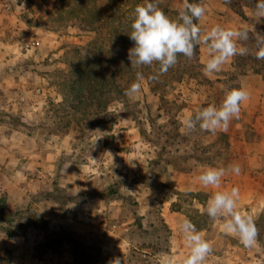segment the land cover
Masks as SVG:
<instances>
[{"label": "rangeland", "instance_id": "rangeland-1", "mask_svg": "<svg viewBox=\"0 0 264 264\" xmlns=\"http://www.w3.org/2000/svg\"><path fill=\"white\" fill-rule=\"evenodd\" d=\"M108 1L97 2L96 6L100 8L120 3L123 7H136L143 3V0ZM63 2L68 7L72 0H0V16L5 21L0 20V74L6 76V90L0 95V139L4 136L7 138L5 143L16 141L18 146L15 149L18 152L11 156L15 158L12 163L20 165L27 160L33 161L32 169L38 174L29 168V174L26 172L29 180L37 178L43 168L48 171L47 165L44 167L39 162L43 160L49 163L54 150V170L52 166L49 169L52 187L56 179L66 190L65 196L59 194V198L79 199L77 203L58 204L42 197L52 190L51 187L45 192H26L18 199L20 206H14L16 194L20 191L16 188L11 195L0 188V201L4 196L8 201L3 210L16 214L19 209L15 219L25 227L24 233H13L20 254L12 256L11 250L6 248L3 255H11L15 264H114L117 259L120 264H154L161 253L181 261L188 248L182 241L179 224L187 218L200 232L209 228L204 237L212 240L213 251L205 264H264L262 245L245 249L236 234L223 236L226 232L222 234L219 231L222 219L213 221L207 216L205 207L208 195L205 190L198 193L179 190L177 180L172 177L177 168L198 166V157L206 163L208 160L213 163L218 160L209 158L214 155V149H211V155L202 153V148H207L202 130L197 128L187 133L181 129L182 135L177 136V131L170 125L176 117L181 123L184 116L180 108L187 101L181 102L179 95L182 89L189 87L190 79H197L203 84L218 79L227 87H240L238 79H231L237 73L235 66L234 71L219 73L217 78L210 80L204 76V64L200 62L199 74L183 77L181 81L166 87L164 102L160 97L161 91H152V83L145 77L135 99L126 95L117 97L109 105L110 115L94 117L80 134L61 136L55 133L58 129L56 123L59 122L58 117L63 118L67 111L58 113L54 109L57 103H63V98L57 100V94L61 95L65 90L62 86L64 74L70 73V62L75 63L89 53L88 45L96 37L95 33L77 24L52 28L58 21L54 14L64 8ZM196 2L206 10L201 21L205 33L218 24L230 29L240 27L239 30H251L256 36L264 35V17H257L254 9L247 8L246 18H242L224 0ZM157 3L161 9L168 7L178 13L183 8L184 0H157ZM3 4L5 11H13L14 14L7 16L2 9ZM6 4L11 5L10 10ZM214 16L219 22L213 19ZM16 29L21 33L14 34ZM32 38L40 40L41 45L26 49L22 40ZM248 41L251 43V38ZM241 42H237L238 48L244 47ZM204 47L206 45L202 43L201 48ZM201 56L202 52L200 61ZM242 70L244 67L238 72ZM38 88L41 92H37ZM185 94L186 99L188 92ZM68 103L65 102L66 106ZM107 119L109 122L106 125ZM52 131L55 132L50 134ZM27 134L31 138L28 139ZM147 154L152 158H148ZM26 155L31 157L26 158ZM170 161L174 163L168 164ZM73 168L76 169L73 178L65 177L61 172ZM20 177L18 174L16 178ZM5 179L8 181L6 177L2 181L0 179V185L6 182ZM114 184L119 189L117 194L98 196L101 192L105 194L106 188ZM194 194H197L203 206H198ZM28 207L41 218L38 223L45 227L44 230L30 224L31 218L25 215ZM263 218L264 214L254 223L262 222ZM0 227L8 226L0 222ZM62 229L67 235L81 241L87 251L96 257L88 260L79 253L75 254L78 249L70 241H64L61 252L42 246L52 241L47 238L48 233ZM260 229L264 233V224ZM5 235L6 232L0 229V252L5 248ZM45 249L47 252H42L44 257L40 259L41 251ZM250 249L255 251L248 252Z\"/></svg>", "mask_w": 264, "mask_h": 264}, {"label": "trees", "instance_id": "trees-1", "mask_svg": "<svg viewBox=\"0 0 264 264\" xmlns=\"http://www.w3.org/2000/svg\"><path fill=\"white\" fill-rule=\"evenodd\" d=\"M104 1L106 0H72L71 5L68 7L63 2L64 8L54 14L58 21L52 28H63L77 24L85 27L86 31L95 33L96 37L88 45L87 51L89 53L77 59L75 63L73 61L70 62V73L64 74L62 86L65 90L61 94L63 103H57L54 110L58 111V113L65 110L67 113L63 115V118L61 116L58 117L59 122L56 123L58 129L56 132H50V134L54 132L61 136L80 134L83 128L86 127L87 122L91 121L94 117L101 114L105 116L110 115V103L115 98L125 95L126 89L131 83L135 82L138 71L142 72L146 78L152 75L157 77L154 80H148L152 83V91H161L160 97L163 102L166 101L164 91L168 85H171L175 81H181L183 77H194V75L199 74V66L201 64L200 52L203 42L196 46L194 56L191 59L179 56L177 64L163 74L159 73V64L157 62H154L151 66L139 68L132 65L129 59V50L134 46V41L130 39L129 34L132 31L131 23L135 7H123L120 3H112V6L105 5L100 8L96 6L97 2L104 3ZM196 1L189 0V2ZM224 3L228 4L231 10L242 18L246 17L247 8L253 9V0H224ZM162 10L173 19L178 15L177 11L168 9V7H163ZM201 21L202 17L197 23L201 28V35H205L206 33ZM248 33L251 43L248 40V42H241L248 49V53L236 56L234 66L237 73L232 75V80L233 78L238 79L240 75L251 72L264 75V60H257L255 58V40L257 36L254 34V31L248 30ZM243 67L244 70L238 72ZM229 88H231V85H228ZM65 102H69L68 106H66ZM65 106L67 110L64 108ZM107 122H109L108 119L104 123L107 125ZM170 125L177 131V136L182 135L181 123L177 117L172 119ZM110 126H112V123ZM202 149L203 154L207 153L208 148ZM198 159L196 161L201 160L200 157ZM173 163V161H170L168 164ZM182 168L180 167L179 169ZM106 191L105 194L101 192L98 196L106 197L104 195L107 193L117 194L119 189L114 184L107 187ZM64 192L66 190L55 179L52 190L42 197L50 198L58 204H65L70 201L77 203L79 201V199L59 198V194H64L65 196ZM72 194L74 195V193ZM195 196L197 194H194ZM34 199L36 200V198ZM0 202L2 203V206H0V222L6 223L8 226L5 228L0 227V229L5 231L9 237H12L13 233H24L25 227L21 226V223L18 224V221L15 219L19 215V209L16 211V214L6 213L4 210L8 205V201L5 200V196ZM30 209L28 207L25 213V215L31 218L30 224L44 230L45 227L40 226L38 223V220L41 218ZM262 220V222L256 221L255 226L258 230L257 240L264 247V233L260 229L261 225L264 224V218ZM46 236L52 239V241L49 240L47 245L42 244V246L50 249V251L61 252V246L64 241H70L78 249L75 251V254L79 253L83 258L88 260L96 257L93 253L87 251V247L81 241H77L74 237L67 235L63 229L59 232L52 231V234L48 233ZM52 242L56 245H53ZM42 252H47V250L41 251L40 259L44 257ZM0 264H12L11 255L7 253L0 255Z\"/></svg>", "mask_w": 264, "mask_h": 264}, {"label": "clouds", "instance_id": "clouds-1", "mask_svg": "<svg viewBox=\"0 0 264 264\" xmlns=\"http://www.w3.org/2000/svg\"><path fill=\"white\" fill-rule=\"evenodd\" d=\"M253 9L257 17H264V0H253ZM206 10L197 2L184 0L183 8L175 19L170 18L158 5L157 0H143L134 9L131 23L130 39L134 46L129 50L131 64L136 67L159 64V73H166L175 66L178 57L191 59L198 44L203 42L208 48L209 58L204 65L205 74H213L222 70L231 57L248 53L246 47H237L238 41H247V29H230L221 25H214L203 37L197 21L203 17ZM255 58L264 60V35L257 34L255 40ZM142 72L136 73L135 82L126 89L125 95L135 99L141 91ZM155 75L148 79L154 80ZM250 99L249 92L243 87L229 88L219 105L211 104L201 108L194 115L182 117V125L187 133L199 130L206 132L227 131L230 122L238 119L241 106ZM235 175L241 173L238 163L229 165V169L206 167L197 177L204 187L219 188L227 171ZM239 188L214 191L205 207L207 216L215 221H224L223 229L226 233L236 234L244 247L251 248L256 243L258 230L251 216L242 215L238 209ZM179 231L188 248L187 254L181 261H176L167 253L159 254L154 264H205L212 254L213 248L201 232L189 219H183L179 224ZM114 264H120L117 259Z\"/></svg>", "mask_w": 264, "mask_h": 264}, {"label": "crops", "instance_id": "crops-1", "mask_svg": "<svg viewBox=\"0 0 264 264\" xmlns=\"http://www.w3.org/2000/svg\"><path fill=\"white\" fill-rule=\"evenodd\" d=\"M3 3V2H1ZM4 5V4H3ZM227 8V7H225ZM223 8V10H225ZM4 13L9 16L10 14H14L12 11H5V5L2 8ZM218 13V12H216ZM248 12L246 11V16ZM218 15V14H217ZM222 17V16H220ZM218 20L217 16H214V20ZM246 18V17H245ZM3 18L0 16V20ZM5 22V21H3ZM8 25L10 23L7 21ZM222 24V22H221ZM244 27L247 28V26L244 24ZM240 27H236V30H239ZM235 29V28H234ZM17 31H14V34H20L21 31L16 29ZM24 42V45L26 44L28 39L22 40ZM41 45V41L39 40ZM26 47V46H25ZM30 49V48H26ZM202 56H201V62L205 65L207 59L209 58L208 54V48L207 46L204 48H201ZM200 52V54H201ZM234 65H235V58L231 57L229 61L222 66V70L213 73V74H205L206 78L210 80H214L218 77L219 73L222 72H232L234 71ZM40 78V76H39ZM4 80H6V76L0 74V95L3 94V92L6 90V84L4 83ZM189 87L186 88V90L182 89L183 92H188V97L185 99V93L182 92L181 95H179L181 102L182 100L187 101V103H183L181 105L180 110L182 111L183 115L192 114L194 115L197 111H199L203 107H207L211 104L219 105V103L222 101L224 93L228 90V87L226 84H224L223 81L215 80L214 82H211L209 84H203L199 82L197 79H190L189 81ZM238 83L240 84V87H243L246 89L250 94V99L243 103L241 106V111L239 114L238 119H233L230 122V125L227 129V131H216L213 132H206L205 133V139L204 144L207 145V153L211 155V149H214L215 151H212L214 155H211L209 158L213 157L215 159L218 158V160H214V163L211 160H208V163L201 162L198 166H188L187 168L179 169L177 168L174 170V174H172V177L177 180V187L179 190L183 191H192L194 193H198L201 190H205L207 192V201L210 198L211 194L214 191H225L230 190L232 187H238L239 188V201L237 205L238 211L242 215H248L251 216L253 221L258 219L262 214H264V75L257 74V73H248L244 75H240L238 77ZM35 91V89H33ZM37 92H41V89H36ZM190 93V94H189ZM191 95V96H189ZM2 98V97H0ZM62 97L60 94H57V100H61ZM181 129L184 130V127L182 125L181 121ZM28 139L31 138L27 134ZM6 137H2L0 139V179H4V177L8 178V181L5 179L6 182H1V189L5 190L6 192H9L12 195V191L16 190V188L20 191L18 194H16L17 199L15 198L16 202H14V206H20V201L18 199L24 195H26V192H45L49 191L52 187V181H50L51 170H49L52 166V170H54V164L56 162V152L52 150L53 157H51V161L49 163H44V161L40 160V164L47 165L46 169L43 168L41 170V174L37 178H31L29 180L28 177V169L33 171L32 164L33 161L27 160L24 164H14L12 162L14 153L18 152V150L15 149L17 143L16 141L9 140L8 143H5L4 140H6ZM4 141V143H3ZM215 147V148H214ZM2 148H6L5 150ZM14 148V149H13ZM34 151V150H33ZM27 152V151H25ZM39 153H41V150H38ZM141 155H144L141 153ZM148 156V154H147ZM30 156L26 155V158H30ZM21 158V156H19ZM17 158L18 160H20ZM148 158H152L149 157ZM49 160V158H48ZM233 163H238L241 167V173L239 175H235L231 173V171H227L226 175L223 177L221 185L219 188L214 187H204L200 184L197 177L199 176L201 170L206 167H216V168H224L226 170L229 169V165ZM45 167V166H44ZM145 168V167H144ZM148 168V166H147ZM146 168V169H147ZM145 169V170H146ZM79 170V169H77ZM40 171V170H39ZM76 169L72 170H63L64 176H68L70 178L74 177ZM28 174H27V173ZM18 174L21 176L20 179L18 178ZM34 174H38L35 173ZM17 177V178H16ZM64 178V177H63ZM12 179V180H11ZM24 180V181H23ZM22 189L21 191V188ZM194 200L198 202V206H203L201 200L198 198V196L194 197ZM18 209V208H17ZM223 223L220 224L219 231L223 234L225 231L223 229ZM208 229L201 230V234L203 236H206L205 233L208 232ZM207 234V233H206ZM229 234V233H228ZM227 235L226 234H223ZM235 236V234H232ZM6 236V242H4V250L0 252V255H3L8 248L11 250L12 256L19 255L20 250L16 248V236L9 237L7 234ZM5 241V240H4ZM181 241V240H180ZM183 241V240H182ZM210 241H212L210 239ZM255 246L260 247L258 240L256 239ZM245 249H249L244 247ZM236 251L233 249V253ZM255 251L254 249L248 250ZM14 259V258H13ZM40 260V259H39ZM15 260H12V264H15ZM20 264V263H19ZM251 264V263H250Z\"/></svg>", "mask_w": 264, "mask_h": 264}, {"label": "built area", "instance_id": "built-area-1", "mask_svg": "<svg viewBox=\"0 0 264 264\" xmlns=\"http://www.w3.org/2000/svg\"><path fill=\"white\" fill-rule=\"evenodd\" d=\"M6 8L8 10L11 9V5L10 4H6ZM40 44L39 40H35V39H30L29 41L26 42L25 46L26 48H31V47H36Z\"/></svg>", "mask_w": 264, "mask_h": 264}]
</instances>
